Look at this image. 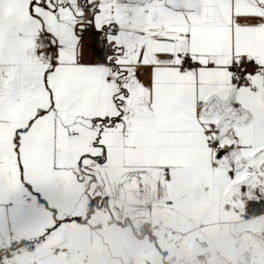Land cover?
Returning <instances> with one entry per match:
<instances>
[{
    "label": "snow or ice",
    "instance_id": "snow-or-ice-1",
    "mask_svg": "<svg viewBox=\"0 0 264 264\" xmlns=\"http://www.w3.org/2000/svg\"><path fill=\"white\" fill-rule=\"evenodd\" d=\"M0 264H264V0H0Z\"/></svg>",
    "mask_w": 264,
    "mask_h": 264
}]
</instances>
